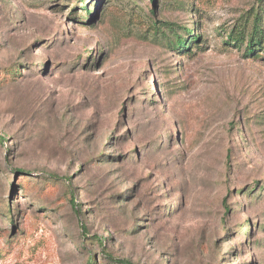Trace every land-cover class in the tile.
<instances>
[{
  "label": "rangeland",
  "instance_id": "rangeland-1",
  "mask_svg": "<svg viewBox=\"0 0 264 264\" xmlns=\"http://www.w3.org/2000/svg\"><path fill=\"white\" fill-rule=\"evenodd\" d=\"M3 136L0 264H264V0H0Z\"/></svg>",
  "mask_w": 264,
  "mask_h": 264
},
{
  "label": "trees",
  "instance_id": "trees-1",
  "mask_svg": "<svg viewBox=\"0 0 264 264\" xmlns=\"http://www.w3.org/2000/svg\"><path fill=\"white\" fill-rule=\"evenodd\" d=\"M258 15H256V18L254 19V25L256 27H254L253 29V32L251 34L248 35V39L246 40L245 38H242L243 36H241V38H233L230 36L229 40L232 42V43H239V45H242V44H246V52L249 53L250 56H253L254 53L256 52V48L257 46H262V43H261V35L259 34V30L257 29V24H258ZM191 40H198V37H195V36H192ZM188 42H180V40L178 39L177 40V44L180 45V49H183L185 48V46L187 45ZM4 136L3 137H0V142H4ZM71 202H72V205L74 204V201L73 199H71ZM73 207H75V204L73 205ZM75 212L76 213H79L77 209H75ZM82 230H84L83 226L81 227ZM105 257H107L109 260L117 263V264H131L130 262L126 261V260H120V259H115V258H112L109 254H106Z\"/></svg>",
  "mask_w": 264,
  "mask_h": 264
}]
</instances>
